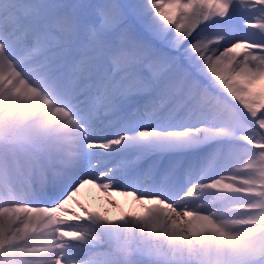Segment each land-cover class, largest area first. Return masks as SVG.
<instances>
[{"label": "snow or ice", "instance_id": "6c2138e0", "mask_svg": "<svg viewBox=\"0 0 264 264\" xmlns=\"http://www.w3.org/2000/svg\"><path fill=\"white\" fill-rule=\"evenodd\" d=\"M0 264H264V0H0Z\"/></svg>", "mask_w": 264, "mask_h": 264}, {"label": "bare ground", "instance_id": "6f19581e", "mask_svg": "<svg viewBox=\"0 0 264 264\" xmlns=\"http://www.w3.org/2000/svg\"><path fill=\"white\" fill-rule=\"evenodd\" d=\"M111 198L121 204L123 206L124 211H128L130 208L133 207L135 208V210H139V206H134L132 201L126 200V198L124 197L112 196ZM78 199H80L82 203L90 204L94 210L103 211L101 203L105 199L104 195L98 192L96 189L91 188L90 186H86L85 189L82 190V193L78 197ZM112 214L115 215V212H112Z\"/></svg>", "mask_w": 264, "mask_h": 264}]
</instances>
